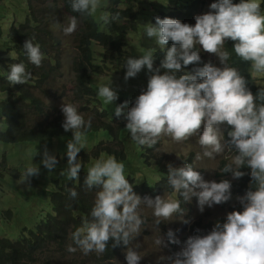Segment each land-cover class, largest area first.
Instances as JSON below:
<instances>
[{
	"label": "clouds",
	"instance_id": "obj_1",
	"mask_svg": "<svg viewBox=\"0 0 264 264\" xmlns=\"http://www.w3.org/2000/svg\"><path fill=\"white\" fill-rule=\"evenodd\" d=\"M69 4L72 12L81 16H94L101 8V0H69ZM119 19V12L103 11L99 16L106 26ZM194 19V26L159 17L155 24L144 25L146 38L154 40L162 51L169 42L172 46L166 50L159 67H154L151 48L139 58L126 59V82L145 68L150 75L146 90L135 98L133 106L129 108L125 102L115 108L114 114L119 118L127 108L125 129L141 147L154 149L163 137L177 144L195 137L201 148L195 160H216L229 153L230 162L221 173L231 174L232 180L250 177L248 190L236 197L243 211L228 213L225 222L217 221L206 235L189 237L181 251L173 256H160L157 264H264V87H258L253 94L248 79L228 65L230 53L224 50L225 43L231 41L234 53L250 64L252 73L264 74V13L260 0H239V3L215 0L207 13ZM77 23V17L71 16L66 24L55 22V26L64 35H71ZM34 40V36L28 38L23 51L30 64L41 67L44 56ZM201 51L216 56L221 67L209 61L178 76L189 65L201 62ZM8 68L7 81L11 86L26 85L32 79L23 62L10 64ZM97 95L110 105L118 99L111 85L99 86ZM60 110L64 116L62 128L71 132L72 138L67 141V166L59 174L76 181L83 168L77 157L85 147L92 118L85 120L74 103H62ZM37 155L49 173L56 169L58 160L46 144L42 152L37 150ZM167 168L169 187L183 202L195 197L201 213L205 207L222 205L233 198L230 180L205 181L193 163L185 162L181 167L168 164ZM39 175L40 166L33 163L23 169L19 182L30 187L31 178ZM83 185L88 190H98L89 217L83 218L81 226L70 234L69 253L79 249L84 255L103 254L112 241L113 248L125 246L127 264H140L141 245L133 241L145 223L141 205L152 209L159 233L152 237L153 243L159 249L180 244L172 230L165 237L158 226L174 217L185 224L190 222L183 220L185 210L181 200L165 196L141 198L125 177V164L115 156L96 159L88 167ZM67 191L70 198H77L75 188Z\"/></svg>",
	"mask_w": 264,
	"mask_h": 264
},
{
	"label": "trees",
	"instance_id": "obj_2",
	"mask_svg": "<svg viewBox=\"0 0 264 264\" xmlns=\"http://www.w3.org/2000/svg\"><path fill=\"white\" fill-rule=\"evenodd\" d=\"M41 1L27 0L26 16L24 21H20L18 18L12 20L5 17L1 11H5V7L9 9L10 3L9 0H0V117L5 119L7 125L0 132V142L34 143L45 142L60 136H72L71 132L63 130L64 116L53 102L61 100V97L48 93L56 84L62 67L60 52L63 44L52 29L53 22H50L52 18L47 15L52 13L54 6L61 3L66 15L76 16L77 19H82L83 23L77 39V56L73 61L75 83L72 88V99L67 103H74L85 120L92 118V125L86 138L95 142V146L91 154L87 152L78 154L77 159L83 164L79 180L69 181L67 178H59L51 181L50 186L53 187V191L50 192V206L53 214L47 213L33 227H25L16 240L0 238V264H57L63 259L62 256L72 255L67 251L68 245L72 243L70 234L81 226L83 218L89 217L98 190L95 188L88 190L83 182L88 167L102 156L105 159L109 155L115 156L119 162L125 164V177L133 185L134 192L141 198L152 197L157 191H169L175 194L167 182L166 162L153 155L157 145L154 149H148L131 140L130 134L125 129L127 108L124 109V115L119 118L114 114L115 108L125 102H128L129 108L132 107L135 98L126 93H117L118 99L110 105L105 104L97 95L99 79L104 78L111 67L116 68L122 65L126 58L127 47H129L126 36L138 30V14L133 0H109L105 10L113 14L119 12L120 19L110 25H104L103 30L92 16H81L79 13L72 12L69 0H51L48 4L53 7H49L50 5L42 7ZM213 2L215 0H176L174 8L169 12L154 14L151 22L155 24L156 18L159 17L160 19H177L188 24L194 21V17L203 11L208 3ZM233 2L239 3V0H233ZM260 3L263 13L264 0ZM46 12L47 15H45ZM33 36L35 37L33 43L40 46L44 56L41 67L30 64L23 51L25 41ZM171 46L172 43L169 42L164 51L160 48L154 51V47L151 48L154 51V67H159L166 50ZM232 47L231 41H227L224 45V50L230 53L227 63L237 68L241 75L248 79V86L255 94L259 86L252 83L254 78L249 71L250 64L241 61ZM20 62H23L26 69L32 73V79L26 85L11 86L7 81L8 66ZM205 63L208 61L201 56L199 64L189 65L177 75L203 67ZM54 96H56L55 99ZM60 159L67 163L66 154ZM153 160H157L155 164L152 163ZM187 163H192V160ZM227 163H229L227 159L222 160L220 169ZM144 168L150 169L158 177L144 176L143 181L140 182V171ZM8 171L9 174H7ZM6 174L15 176V170H11L4 159L0 162V188ZM217 176L220 177V181L222 179L231 181V174L219 172ZM249 183V176L232 182L233 198L223 204L228 206L231 212L243 211L241 206L233 207V204L237 196L245 194ZM68 188H75L78 193L76 199L70 198ZM178 198L185 210L183 198ZM6 212L9 216L13 213L11 210ZM211 230V225L201 227L200 222H195L191 227V234L206 235ZM112 243V241L109 242L103 254L98 255L93 252L88 259L77 258L76 251L75 256L64 264H114L125 250V246L121 244L113 248ZM170 246L173 256L178 251V245L170 244Z\"/></svg>",
	"mask_w": 264,
	"mask_h": 264
},
{
	"label": "rangeland",
	"instance_id": "obj_3",
	"mask_svg": "<svg viewBox=\"0 0 264 264\" xmlns=\"http://www.w3.org/2000/svg\"><path fill=\"white\" fill-rule=\"evenodd\" d=\"M50 1L51 0H42L41 6L44 7L50 5L49 7H53L51 4H48ZM133 2L138 14V30L137 32H130L126 36V42L129 47H127L128 53L126 54V58L122 62V65L116 66V68L111 67V69L106 72V76L104 75L106 78L99 79L98 85H111L113 90L117 91V93H126L136 98L141 94L142 90H146L150 73H148L145 68L138 73L135 78H130L126 82L124 79L126 73V68H124L125 61L128 57L139 58V56L143 55L149 48L154 47V51L159 48L154 40L146 38L144 25L152 23V16L154 14L169 12L174 8L176 0H133ZM9 3L10 8L7 9L5 7V11H1L4 13L5 17L12 18V20L18 18L20 21H24L26 10H28L27 0H9ZM108 3L109 0H101V8L98 9L94 16H92L99 24L101 30L104 29V24L99 20V16L103 11H106L105 9ZM210 4L211 3H208L206 8L203 11H200L198 15L207 13ZM53 8L54 10L50 15H47V12L45 15L52 18L50 21L53 22L52 29L54 30L55 35L62 40L63 45L60 52L62 67L59 71L56 84L52 87V91H49L48 93L61 97V100L53 101L54 105L59 111H61L62 103H67L72 99V88L75 83L73 61L77 56V39L83 23L82 19H77L78 23L76 30L71 35H64L62 29L55 26V22L66 24L69 16L65 14L61 3H58ZM188 24L194 26L195 19ZM200 55L208 62L211 61L215 66L221 67L216 56L207 54L203 51H201ZM249 71L254 78H252V83L256 86L264 87V74H253L251 69ZM161 74H163V70L161 71ZM55 98L56 96H54V99ZM6 126L5 119L0 117V132H2ZM71 138L72 136H60L45 142L34 143L10 144L0 142V162L5 159L9 168L15 170V176L7 175L9 174V171L7 172L6 177L2 181V187L0 188V238L6 237L16 240L25 227H33V225L40 222L47 213H52L50 206V192L53 191V187L50 186V183L55 179L66 178L59 174L60 171L67 166V163L63 162L60 158L66 154L67 141ZM45 144L47 145L50 154L54 155L58 160V165L52 173H49L48 170L40 164L41 156L37 155V150L42 152ZM94 146L95 142L86 138L85 147L80 153L87 152L88 154H91ZM197 153H201V148L195 137L182 144H177L170 138L163 137L157 144V148L153 155L164 160L167 165L172 164L174 167H181L185 162L192 160L193 167L200 172L205 181L219 182L220 177L217 176V173L221 172V162L224 159H227V161L230 162L232 154L225 153L223 156L217 157L216 160L202 158L197 161L195 160ZM157 160H153L152 163L155 164ZM33 163L40 166V175L38 177H32L30 187H27L19 182L20 174L25 167ZM144 176L158 177L156 173L151 172L148 168H144L143 171H140V182L143 181L142 179ZM230 179L232 182L237 181L232 180L231 176ZM156 196H165V198L172 199L178 198V194H171L169 191H157V193L151 198L154 199ZM234 203L233 207L241 206L237 201ZM183 206L185 207L183 220H188L190 221L189 223L185 224L179 217H174L172 221H163L158 226L161 235L166 237L167 232L172 230L176 238L179 239L181 244L178 245L177 252L182 250V247L184 246L183 242L193 236L191 234V227L195 222H200L201 227L211 225L213 228L217 221H220L221 223L225 222L227 214L231 212L228 206L222 204L215 205L212 208L205 207L204 212L201 213L198 210L197 199L195 197H193L190 202H184ZM8 210L13 212L11 216L7 214L6 211ZM140 214L145 220V223L142 225L141 233L133 241V244L138 243L141 245L138 249L142 256L140 264H157L160 256H172L171 246L169 244L167 248L159 249L153 243L152 237L159 233L153 222L154 218L152 216V209L141 205ZM165 242L167 243V240ZM77 252L78 254L76 257L80 259H88L93 254L90 253L84 255L80 250H77ZM125 252L126 248L122 252L118 261L114 262V264H127ZM74 256L75 253H72V255H64L62 256L63 259L57 264L67 263Z\"/></svg>",
	"mask_w": 264,
	"mask_h": 264
}]
</instances>
